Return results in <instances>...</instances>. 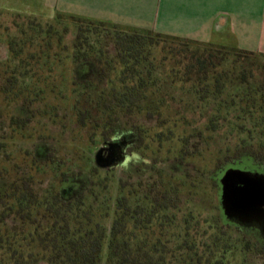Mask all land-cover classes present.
<instances>
[{
  "label": "trees",
  "instance_id": "16d2710c",
  "mask_svg": "<svg viewBox=\"0 0 264 264\" xmlns=\"http://www.w3.org/2000/svg\"><path fill=\"white\" fill-rule=\"evenodd\" d=\"M25 18L0 37V264H264L219 199L228 167L264 174V53L80 16L69 47ZM60 58L91 63L71 105ZM118 130L150 164L97 163Z\"/></svg>",
  "mask_w": 264,
  "mask_h": 264
},
{
  "label": "crops",
  "instance_id": "0c3cea01",
  "mask_svg": "<svg viewBox=\"0 0 264 264\" xmlns=\"http://www.w3.org/2000/svg\"><path fill=\"white\" fill-rule=\"evenodd\" d=\"M6 1L24 2L20 9L32 13L31 17H52L45 13L55 4L59 11L71 12L80 17L118 23L127 28L151 29L206 42L209 41L208 36L221 32L224 25L236 30L244 24V15L255 10V6L248 8L249 3L254 0Z\"/></svg>",
  "mask_w": 264,
  "mask_h": 264
},
{
  "label": "rangeland",
  "instance_id": "374dc122",
  "mask_svg": "<svg viewBox=\"0 0 264 264\" xmlns=\"http://www.w3.org/2000/svg\"><path fill=\"white\" fill-rule=\"evenodd\" d=\"M23 6L24 2L17 3L16 1L9 2L6 0H0V37L2 38V43L7 44L6 42H8V40H10L12 36L17 37L19 33L18 28L15 27V24H22L24 20L26 21L25 17H31L30 15L32 13H28L27 11L20 9ZM253 6H255V10L247 12L246 15H244L245 18L243 16V25L239 26V28H237L236 30L229 27V25H224V27L221 29V32H215V34L208 36V42L237 49L254 51L256 53H264V0H254L253 2L249 3L248 8ZM45 14H49V16L52 17H39L36 19V21H38V23L43 22L41 23L42 25H45L44 22H52L56 24L57 28L59 27V33L62 35L61 39L64 44L72 47L73 40L75 39V36L79 29L77 22L74 21L73 18L78 15H75L71 12L59 11L55 7V4H53V6L50 8V11ZM65 27H67V30L64 32L63 30L65 29ZM203 39L205 38L203 37ZM31 41V39L26 40L27 46L31 44V50L35 49L36 46H34V44L38 45L40 43H43L40 40V36L39 39L36 37L33 42ZM1 53L6 54L2 51ZM2 58H5V56ZM74 64L75 63L71 59H67L64 61L63 68H58L55 72V77L59 76L60 78V69H64L65 71V74H63V76L67 79H65L63 84L67 81L66 85L64 84V89L65 93L69 96L70 105L73 100L70 82L78 74L81 75V77L87 76L86 70L82 67V65L76 67V65ZM72 68H75V72L71 70ZM77 69L79 71L78 74L76 73ZM72 123L73 122H70L69 124V131L73 133L76 140L74 142L67 141V143L61 145V148H64V150L66 151H69L70 149H79L80 144L82 145V141H86L89 135V132L85 127L78 126L75 128H71ZM66 139H69V137H67ZM218 139L219 138H217L214 144H218ZM229 168L231 167H228L227 169ZM223 173H220L219 175L221 186L219 190L220 201L222 192L221 178Z\"/></svg>",
  "mask_w": 264,
  "mask_h": 264
},
{
  "label": "water",
  "instance_id": "95a60500",
  "mask_svg": "<svg viewBox=\"0 0 264 264\" xmlns=\"http://www.w3.org/2000/svg\"><path fill=\"white\" fill-rule=\"evenodd\" d=\"M121 149V142H108L96 152L97 163L101 166L116 163L121 157ZM221 184V205L226 217L241 224L257 226L264 234V174L231 167L224 171Z\"/></svg>",
  "mask_w": 264,
  "mask_h": 264
},
{
  "label": "clouds",
  "instance_id": "9594fccd",
  "mask_svg": "<svg viewBox=\"0 0 264 264\" xmlns=\"http://www.w3.org/2000/svg\"><path fill=\"white\" fill-rule=\"evenodd\" d=\"M132 131H122L118 130L112 134L110 139L108 140L109 143H119L122 139H124L126 136L132 135ZM134 143H128L123 149V159L119 162H117L113 168L117 169L118 172H126L130 171L133 166H139L140 164H150L151 162L148 161L144 156H142L140 153L135 151H129V148ZM108 153L105 152V156H107Z\"/></svg>",
  "mask_w": 264,
  "mask_h": 264
},
{
  "label": "flooded vegetation",
  "instance_id": "af4514ba",
  "mask_svg": "<svg viewBox=\"0 0 264 264\" xmlns=\"http://www.w3.org/2000/svg\"><path fill=\"white\" fill-rule=\"evenodd\" d=\"M9 43H7V44H5L6 46H7V48L6 49H8V47H9V45H8ZM47 45V43H45V42H43V43H40V44H38L36 47H37V49H40V47H44V46H46ZM59 47L60 48H62V46H60L59 45ZM7 59H5V58H2V59H0V61H2V62H5ZM43 60H45L44 58H40V62H42ZM57 65H63V60L60 58V59H57L56 60V62H55ZM91 63H90V61H85V63H82L81 62V65H86V66H89ZM88 69V68H87ZM58 80H60V78H61V76H60V78L57 76L56 77ZM123 142V141H122ZM125 142H126V139H125ZM124 143V142H123ZM106 145L104 144L103 145V147L102 148H104ZM105 151H106V149H105ZM107 153H108V151H106ZM41 154H43V153H41ZM257 227V226H256ZM258 229H259V227H258ZM260 230V229H259ZM262 231V230H261ZM263 233V232H262Z\"/></svg>",
  "mask_w": 264,
  "mask_h": 264
}]
</instances>
